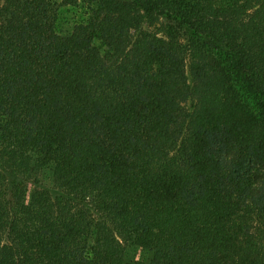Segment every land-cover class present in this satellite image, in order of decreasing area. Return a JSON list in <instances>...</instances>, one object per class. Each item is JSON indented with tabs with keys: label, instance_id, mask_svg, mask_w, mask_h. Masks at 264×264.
<instances>
[{
	"label": "trees",
	"instance_id": "1",
	"mask_svg": "<svg viewBox=\"0 0 264 264\" xmlns=\"http://www.w3.org/2000/svg\"><path fill=\"white\" fill-rule=\"evenodd\" d=\"M0 264H264V0H0Z\"/></svg>",
	"mask_w": 264,
	"mask_h": 264
},
{
	"label": "rangeland",
	"instance_id": "2",
	"mask_svg": "<svg viewBox=\"0 0 264 264\" xmlns=\"http://www.w3.org/2000/svg\"><path fill=\"white\" fill-rule=\"evenodd\" d=\"M88 16L89 11L83 3L59 6L55 24L56 32L60 35H68L76 24L85 22L88 19ZM39 177L46 184L52 183V173L50 168H43L39 172ZM124 257L126 261H148L151 258V253L134 244H126Z\"/></svg>",
	"mask_w": 264,
	"mask_h": 264
}]
</instances>
